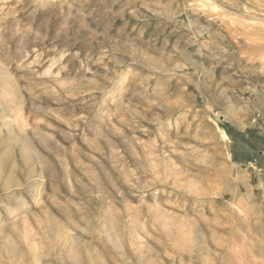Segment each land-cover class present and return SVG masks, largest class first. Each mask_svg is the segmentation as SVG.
I'll return each mask as SVG.
<instances>
[{"label":"rangeland","instance_id":"1","mask_svg":"<svg viewBox=\"0 0 264 264\" xmlns=\"http://www.w3.org/2000/svg\"><path fill=\"white\" fill-rule=\"evenodd\" d=\"M0 264H264V0H0Z\"/></svg>","mask_w":264,"mask_h":264},{"label":"bare ground","instance_id":"2","mask_svg":"<svg viewBox=\"0 0 264 264\" xmlns=\"http://www.w3.org/2000/svg\"><path fill=\"white\" fill-rule=\"evenodd\" d=\"M223 138H224V141L227 140V136H226L225 133H223ZM222 140H223V139H222ZM225 142H227V141H225Z\"/></svg>","mask_w":264,"mask_h":264}]
</instances>
